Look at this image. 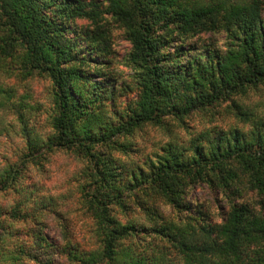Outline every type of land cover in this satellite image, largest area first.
I'll list each match as a JSON object with an SVG mask.
<instances>
[{
	"label": "trees",
	"instance_id": "trees-1",
	"mask_svg": "<svg viewBox=\"0 0 264 264\" xmlns=\"http://www.w3.org/2000/svg\"><path fill=\"white\" fill-rule=\"evenodd\" d=\"M102 12L122 24L131 46L127 63L136 94L117 125L104 122L103 109L95 104L105 84L95 80L99 61L83 54L80 36H71L67 24L79 18L95 23ZM263 14L264 0H105L102 10L79 0H0V73L18 58L27 75L48 78L55 106L48 143L51 149L73 151L85 163L78 203L92 221L95 246L80 247L63 231L57 242L61 259L68 264H264V121L240 102L264 86ZM158 29L166 39L159 38ZM219 31L228 39L223 50L183 47V40ZM223 102L250 130H205L185 147L170 140L149 162L148 173L119 171L103 151L145 124L163 127L165 118L182 122ZM217 175L220 182L211 178ZM20 176L5 163L0 192L14 188ZM234 179L244 182L253 204H232L220 223L180 214L187 188L202 181L220 194ZM150 190L176 215L165 217L157 206L143 210L140 197ZM131 195L144 212L143 225L126 216ZM29 210L20 204L0 209V264L38 262L25 244L8 240L15 224L40 225Z\"/></svg>",
	"mask_w": 264,
	"mask_h": 264
},
{
	"label": "rangeland",
	"instance_id": "rangeland-1",
	"mask_svg": "<svg viewBox=\"0 0 264 264\" xmlns=\"http://www.w3.org/2000/svg\"><path fill=\"white\" fill-rule=\"evenodd\" d=\"M79 1L85 4L94 2L101 10L105 6V0ZM67 24L73 30L71 36H80L78 42L81 43L83 54L86 57H96L99 61L97 68L100 74L97 76L100 79L95 80L108 85L106 87L105 84H100L103 89H100L95 102L103 109V121L115 125L123 122L136 90L132 68L127 63L131 46L122 24L103 12L95 23L90 19L79 18ZM157 35L161 40L166 39V33L159 29ZM227 40L223 31L202 33L195 38L183 40V47L187 49L193 44L195 47L198 45L199 51L204 50L199 47L202 45L223 50ZM164 48L166 51L170 50L169 45ZM16 54L22 55V51L17 48ZM16 59L8 70L0 73V88L3 90L0 91V169L8 163L21 171L22 176L17 179L14 188L0 192V209L20 204L22 208L29 210L34 203V211H29L40 225L34 227L32 223L26 222L13 225L11 234L14 238H9V242L25 244V251L38 260L37 263L30 264H68L57 253V242L62 239L63 231H67L65 235L71 234L80 247L95 246L92 221L86 217L78 203V186L83 182L85 163L73 151L51 149L48 141L53 136L51 118L55 108L51 83L39 73L27 75L21 69L20 59ZM240 102L247 111L264 121V86L249 92ZM227 107L228 103L223 102L212 108L194 111L182 122L165 118L163 127L145 124L130 135L118 137L113 141L114 146L103 151L111 155L119 171L125 169L132 173L140 169L148 173L149 162L155 161L159 149L170 140L185 147L192 144L193 139L205 130H227L230 127H241L244 132L250 130V124H240ZM17 112L22 115L21 121L17 118ZM127 177L124 172L123 180L127 181ZM211 178L220 182L222 175ZM130 182L132 180L128 184ZM188 189L186 206L180 214H189L195 216V219L203 217L215 223L223 220L232 204L254 202L248 194L247 186L238 179L231 180L230 188L225 193L222 191L216 194L202 181ZM128 198L129 209L126 216L135 225L145 224L143 210L154 209L156 206L165 217L176 215L165 199L151 190L140 197L143 210L133 202L132 195ZM114 213L117 219L125 222L124 215L115 210ZM62 224H65L64 229L61 228ZM39 235L44 236L45 241L34 242L33 238Z\"/></svg>",
	"mask_w": 264,
	"mask_h": 264
}]
</instances>
